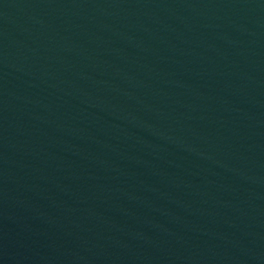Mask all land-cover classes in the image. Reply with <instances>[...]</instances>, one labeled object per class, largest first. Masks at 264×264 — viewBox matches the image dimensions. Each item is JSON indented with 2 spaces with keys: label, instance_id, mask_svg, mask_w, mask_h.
Segmentation results:
<instances>
[{
  "label": "water",
  "instance_id": "water-1",
  "mask_svg": "<svg viewBox=\"0 0 264 264\" xmlns=\"http://www.w3.org/2000/svg\"><path fill=\"white\" fill-rule=\"evenodd\" d=\"M0 264H264V0H0Z\"/></svg>",
  "mask_w": 264,
  "mask_h": 264
}]
</instances>
